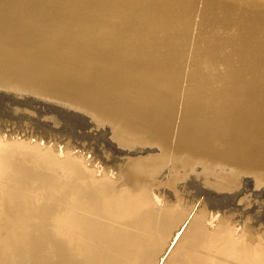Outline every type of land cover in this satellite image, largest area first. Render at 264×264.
Listing matches in <instances>:
<instances>
[{"label":"bare ground","instance_id":"obj_1","mask_svg":"<svg viewBox=\"0 0 264 264\" xmlns=\"http://www.w3.org/2000/svg\"><path fill=\"white\" fill-rule=\"evenodd\" d=\"M16 1L5 0L0 6V32L6 41L14 34L26 48L0 52L7 58L0 76L19 84L32 81L50 93L66 92L67 98L79 96L90 107L118 114L141 129L146 141H156L165 158L144 147L131 164L142 181L120 182L111 171L72 152L71 143L52 148L48 141L27 139L26 131V137L14 136L18 131L12 129L4 133L0 121V264H264V111L257 103L264 102V57L258 59L250 51L259 43L264 52V14L248 18L251 31L235 27L233 33L208 36L203 28L185 29L187 24L175 17L172 7L155 12L146 2L136 3L137 14L158 25L155 33L163 40L168 38L164 50H150L141 34L133 38L135 48L118 46L116 33L123 27L133 29L129 14L121 19L120 13L111 12L113 25L104 24L99 34L88 37L84 33L91 31L83 14L78 27H69L70 16H53V27H45L30 19L31 9L13 13ZM61 3L41 1L31 12L38 15L42 6L58 8ZM73 3L79 8L78 0ZM11 14L17 15L10 19ZM43 28L50 34H43ZM72 32H81V38L72 41ZM212 38L217 39L215 47ZM221 47L229 52L211 58ZM37 48L51 51L52 64L44 69L23 65L34 63ZM79 62L93 66L96 73L76 72L73 67ZM219 65L231 66L221 70ZM81 116L69 123L80 130L69 136L74 143L92 135L84 131L88 123ZM92 139L103 141L100 156L121 161L110 157L103 136ZM166 155L171 157L173 178L160 198L154 189L151 193L157 186L152 179L168 167ZM195 159L215 164L210 186L202 181L210 176L204 179V172L193 171ZM199 173L203 177L196 181ZM180 180L193 188L185 192L190 200L175 190ZM238 211H243V222L233 218Z\"/></svg>","mask_w":264,"mask_h":264},{"label":"rangeland","instance_id":"obj_2","mask_svg":"<svg viewBox=\"0 0 264 264\" xmlns=\"http://www.w3.org/2000/svg\"><path fill=\"white\" fill-rule=\"evenodd\" d=\"M4 1L5 0H0V6H2ZM41 1L48 2L50 0H17L13 4L15 8L12 9V12L13 13L20 12L18 14L25 13L26 10H30V9L32 10L33 7ZM74 1L75 0H62L61 6L58 8H54L52 6H47L46 8H44V6H42V10L38 15H35L34 11L31 12V10L29 11L28 14L30 15L31 20L34 19L35 22H37L40 26H45V27H53L50 23V20L53 16H57V17L70 16L71 20L69 21V27H78L82 23L79 16L83 14V18L87 22L90 28V31H91L89 33L86 32V34L84 33V35L85 36L88 35V37L90 35L91 37H93L92 35L99 34L100 28L104 24H107L110 26L113 25L109 17V14L111 12L115 11L117 13H120L119 18L121 19L127 18V14H129L131 15V17L133 16L134 18V20L132 21L133 29L129 31L126 27H123L116 33V40H117L118 46L120 48H123V47L126 48L127 46L130 45L132 48H135L133 38L136 34H141L142 38L145 40V44L147 48L150 50H153L156 48L164 50L166 48V45L168 44V38L163 40L161 38V34L155 33L154 27H158V25L152 24L151 22L144 20L142 17H140L137 14L139 7H136V3L146 2L145 6L152 7L155 12H160L165 7H172L175 13V17L180 22L187 24V28L185 29L203 28L206 31V34L208 36L214 33L218 35L223 34V33H233L235 27H241L247 32L251 31V29H248V18L253 17L257 14H264V4L261 3L260 0H169L165 4L155 2V0H78L79 8H75L73 6ZM106 2H109V4H104ZM128 12H131V13H128ZM15 15L17 14H11L10 19H12ZM1 26H4V25H0V29L2 28ZM183 30L179 34H183ZM172 32H174V35H177L176 30L173 29ZM42 33L50 34V31H48V29L46 28H43ZM81 34H82L81 32H72L71 36L74 39L72 41H76L77 39L79 40L81 38ZM5 39L7 38H5V36H3L0 32V52L1 53L7 52V50L12 47H21L23 49L26 48V43H20L16 39L14 34L11 35L10 41H6ZM216 40H217L216 38H212L210 40L211 47L217 46L215 43ZM250 51L252 52L254 57L258 59H261L262 56L264 57V52L259 43L253 44L250 48ZM33 52L36 57L34 63H28V64H23V65H35V67L39 69H44L47 66L52 64V60L49 58L51 51L43 49V48H37ZM228 52H229L228 48L221 47L217 52L211 53L210 57L213 58L215 54L223 55V54H227ZM6 61H7L6 57L0 56V65H5ZM223 66H231V65H219L218 68L221 69ZM25 68L26 67H21L22 70ZM73 68L76 72H79L80 74H82L83 72H88L90 74L96 73V68H94L93 66H84V63L82 62L77 63ZM198 72L202 78L205 76L202 67L198 66ZM158 76H161V75L159 74ZM0 77L3 78L2 81L0 82V92L3 93V95L2 93H0V97H1L0 100L3 98L4 99L7 98L5 99L7 101H5L4 99L2 101L6 102V103L4 102L3 103L7 107L9 105L10 108L9 107L8 108L10 111H11V108L13 111V112H10L11 113L10 114L9 112H7L8 108L5 109L6 106H4L3 103H0L1 105L5 107V108L3 107L5 111L2 110L0 114L3 113L4 115H7L5 117L3 114L2 116L0 115L1 116L0 119L2 118L0 121L3 123L4 129L7 130L4 133L9 134L10 133L9 130L12 129V130L19 132V133L14 132L13 133L14 136L24 137L26 135L24 134V131H26L28 134H30V136L28 137L25 136L27 139L38 140V141L45 140L46 142L48 141L49 142L48 145L52 148H54V146L57 144H62L60 145V147L63 148L65 144L69 145L71 143L72 147L70 149H73L71 150L72 152L81 153L84 156H87L88 157L87 160L93 163L95 166H102L108 171H111L112 174L120 177V180H119L120 182L125 181L126 183H130V184L142 181V178H140L134 172L133 170L134 167L131 164H132V161L134 162L135 157L143 154L142 149L144 147L145 148L151 147V149L153 148V152H152L153 155L155 153H158L156 154L157 157L165 158V155H163V153L158 152V150L155 148V147H159V144H157L156 141H146L144 139L145 137L144 132L141 129L131 126L130 122L128 121L126 122L122 121L121 120L122 117L119 116L118 114L116 115L114 113L104 111L100 109V107H90V105L86 101H84L82 98H79V96L78 97L74 96L73 99L70 97L67 98L66 95H68V93L64 92V95L58 94L59 90L54 91L56 93H50L48 91L41 89L36 84H34L32 81L30 85H28L27 82H25L24 84L23 82H21L19 84L17 82L10 80L13 83L11 84L10 81L8 82V79L6 81V78L4 76H0ZM93 78L95 80V83H99V80L96 76H93ZM251 79L253 80V78ZM8 84L9 85L11 84V85L9 86ZM6 95L9 96V98L6 97ZM12 98L15 101H13ZM7 102L8 103L11 102V105L10 103L8 104ZM16 102L17 103L20 102V104L18 103V105H16L17 104ZM257 103L260 105L261 110L264 111V102L257 99ZM16 112H17V115H15ZM19 112L21 113L25 112V115L24 114L23 115L25 116L26 120H24V116L21 115V113ZM26 113L29 115V117H31V115L32 117L28 118V115ZM55 114L61 117H58L57 115L55 116ZM11 115L14 118L17 117L18 119L16 120L13 119ZM48 116H49V119H48ZM79 116H81L83 119H86V122L88 123L84 131L92 135L91 137H88V136L83 137L86 140L74 143L70 141L69 138L71 137V135L73 136L79 135L80 130L76 128L73 129L69 123L71 120H73V118L79 117ZM39 117L40 119H38ZM3 118H8V119H5L7 121H4ZM22 118L23 120H21ZM32 118H37L39 120L38 124H36L37 119H35L34 121L35 123H34L33 122L34 119ZM53 118L54 120L57 118L59 119H57L56 121H53ZM11 119H13L15 122L12 121ZM20 120H21V124H20ZM9 121H11V123H9ZM17 121H19V125L16 123ZM44 121H46L47 123H45ZM4 122H7V123H4ZM43 122L44 124H46V126H44V124H42L41 126V123ZM48 122L50 123V125ZM12 123L14 126L11 125ZM15 125H18L20 127L15 126ZM37 126H39V128ZM47 126L49 128H52V131L48 129ZM40 127L41 128L43 127V128L41 129ZM60 129L62 131L64 130L65 131L61 132L59 131ZM20 130H23V131H20ZM53 130H55L56 133H54L55 131ZM66 131L68 132L66 133ZM1 133L4 134L3 130ZM64 133L66 134L67 138L64 135ZM102 133L104 135H102ZM95 135L103 136L102 140L106 141L110 147V157L119 159L121 161L115 163V162H111L110 159L106 157L100 156L98 154V149L103 141L100 143H95L92 139V137H95ZM41 137H44L45 139H42ZM166 156L169 158L168 155ZM94 158L96 159V162L94 161ZM124 158H128V159L123 161ZM170 158L169 160L167 159L165 161L164 165H166L170 161ZM197 160L198 159H195V161L192 162L193 166L196 164V167L192 166L193 171L195 170L197 171V173L200 171L202 173L204 172L203 174L200 172L204 177L199 173L200 176L197 175L196 181L197 180L201 181L202 179L201 177H203L204 179H207L210 176L209 179L202 180L203 182L209 181L206 183L208 186H210V184L212 183L210 179L211 178L213 179V176L211 175V173L215 171V168H214L215 164H212V163L211 165L209 163L202 164L203 162L202 159H199L200 161H197ZM198 162L201 164H199ZM205 164L208 166L209 169L212 168L210 169L211 171L209 169L206 170L207 166ZM167 165L169 168L167 166H164L163 169L165 171L162 169L161 170L162 173L160 171V175L158 174L157 178L152 179V183H156L157 186L154 185V188L151 189L152 191L151 193H153V189H154L155 190L154 193H156L157 196L159 194L158 197L160 198L165 197L164 194H166L168 191V186L166 182H168L169 179L171 180L173 178L172 177L173 175L171 172L172 165L171 163L170 164L168 163ZM201 165L202 166L204 165L205 169L202 168ZM216 167H218V165ZM207 171L209 174L207 173ZM125 176H127V178ZM187 182L188 181H182V180H180L178 183L175 182L176 188H177V185L179 188V189L175 188V190H178V191L181 190L180 193L184 191L183 192V195L185 196L184 198L189 199L191 198V196L185 192L187 191L194 192V191L191 185H189V183ZM147 183L149 182L147 181ZM237 213L238 214L237 215L235 214L233 218L235 220H238L239 222H243L244 220L243 211H238Z\"/></svg>","mask_w":264,"mask_h":264}]
</instances>
